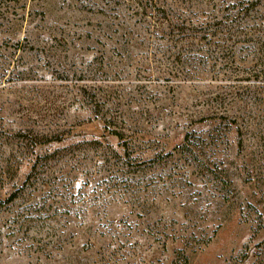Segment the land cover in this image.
<instances>
[{"label":"rangeland","instance_id":"obj_1","mask_svg":"<svg viewBox=\"0 0 264 264\" xmlns=\"http://www.w3.org/2000/svg\"><path fill=\"white\" fill-rule=\"evenodd\" d=\"M259 1L250 20L264 19ZM123 3L0 0V264H252L264 254V91L244 88L263 67L240 50L264 34L217 36L238 53L207 75L235 85L216 108L172 55L176 32L146 47L117 25L131 9L111 18Z\"/></svg>","mask_w":264,"mask_h":264},{"label":"trees","instance_id":"obj_2","mask_svg":"<svg viewBox=\"0 0 264 264\" xmlns=\"http://www.w3.org/2000/svg\"><path fill=\"white\" fill-rule=\"evenodd\" d=\"M250 1L231 2L226 6H210L205 0H175L173 3H167L166 1L161 3L158 0H130L128 4H121L123 8H115L111 18L125 20V9H131L132 17L128 21L118 23L117 25L126 30L136 33L137 31H142L147 34L150 40L145 42V46L151 49L154 48V39H158L159 34H162L165 30L175 31L177 39H172L170 42L174 43L173 47H177L178 49L177 51L174 49L175 52L172 55L180 60L182 67L187 68V80L189 82L196 84L206 83L208 94L214 96L210 102L217 108L222 105L220 102L222 97L226 99L231 98L232 101L236 99V92L229 91L235 85L232 83H222L223 78H220L219 75H216L217 78L208 77L207 75L209 72H215L214 74H216L220 69L219 66L222 64L231 65L235 63L234 59L238 53V49L236 48L227 51L228 45L226 47L219 45L222 40L217 36L221 33L232 35V33L239 31V28L243 25H245L244 29L264 34V19L260 18L257 21L253 20V18L250 20L249 18L252 15L251 8L260 5L261 1L254 5L250 4ZM249 5H251V8ZM196 29H204L206 31L203 32L205 33L204 35H211V37H214L215 42L210 41L209 38H192L191 35L196 32ZM186 37L187 44H179ZM225 41L230 43L232 40L226 38ZM186 51L187 57L184 54ZM223 51L225 52L224 54ZM240 51H247L249 61H253L257 65L261 63L263 67L259 74L260 78H247L244 94L246 95L245 98H250L251 95L256 93L252 89L254 87L257 90L264 91V36L257 37V40H250L248 38L246 40V47ZM156 55L154 52L153 57ZM209 67L210 69H207ZM235 79L233 75H230L224 81H235ZM218 82L221 84H217L216 86L211 85ZM238 88L240 89L242 86H238ZM228 101L230 102V100ZM103 122L106 123V119ZM109 132L120 141L124 140L123 132L115 130H109ZM26 137L25 134L18 133V136L15 138L17 151L26 152L27 146L31 144V140ZM24 140L27 142L23 143ZM38 157L40 159V156ZM38 157L36 156L35 160L29 161V175L40 166L38 164ZM252 264H264V254H261Z\"/></svg>","mask_w":264,"mask_h":264}]
</instances>
